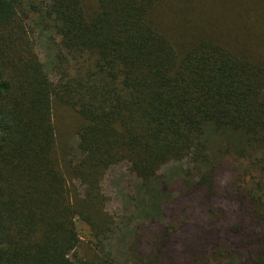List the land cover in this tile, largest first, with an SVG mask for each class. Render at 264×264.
<instances>
[{"label":"trees","instance_id":"trees-1","mask_svg":"<svg viewBox=\"0 0 264 264\" xmlns=\"http://www.w3.org/2000/svg\"><path fill=\"white\" fill-rule=\"evenodd\" d=\"M34 30L56 36L55 78ZM57 106L78 119L71 143ZM181 160L183 191L143 209L159 246L264 264V0H0V264H113L105 170L164 195L158 170Z\"/></svg>","mask_w":264,"mask_h":264},{"label":"rangeland","instance_id":"rangeland-1","mask_svg":"<svg viewBox=\"0 0 264 264\" xmlns=\"http://www.w3.org/2000/svg\"><path fill=\"white\" fill-rule=\"evenodd\" d=\"M34 36L36 38L34 47L39 60L48 75L55 78L49 65L56 36L50 35L52 39L48 41L47 36L39 30H34ZM53 113L56 130L61 134L63 141L73 142L75 130L79 125L74 113L68 108L59 106L55 107ZM219 143L220 145L216 144V147H220L219 156H225L220 158L221 165L217 170V176L225 179L229 169L234 166L232 162L235 158L229 155L231 153L224 154L227 152L224 151L222 139ZM187 168L189 167L186 160L170 161L160 167L158 177L161 179L164 195L159 192V186L155 187L156 181L149 188H139V181L127 170L124 163L113 164L105 170L100 187L106 196L105 209L115 220V229L106 241L112 254L113 264H196L195 260H192L193 256L186 254L190 247L185 240L176 238L160 247L156 239L159 234L157 222H146L142 219L143 209H149L151 203L155 204L164 197L163 206H169L178 195L177 193L183 191L180 179ZM76 224L80 227L79 222ZM81 231H85L83 227ZM90 241L88 236H81L79 256L87 253L86 249L92 245ZM185 257H187L186 260ZM229 264H235V262L229 260Z\"/></svg>","mask_w":264,"mask_h":264}]
</instances>
